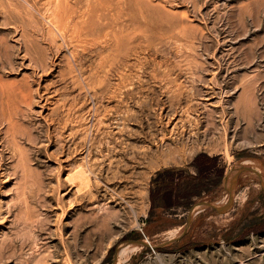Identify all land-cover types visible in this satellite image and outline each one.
Wrapping results in <instances>:
<instances>
[{"label": "rangeland", "instance_id": "obj_1", "mask_svg": "<svg viewBox=\"0 0 264 264\" xmlns=\"http://www.w3.org/2000/svg\"><path fill=\"white\" fill-rule=\"evenodd\" d=\"M0 264H264V0H0Z\"/></svg>", "mask_w": 264, "mask_h": 264}, {"label": "bare ground", "instance_id": "obj_2", "mask_svg": "<svg viewBox=\"0 0 264 264\" xmlns=\"http://www.w3.org/2000/svg\"><path fill=\"white\" fill-rule=\"evenodd\" d=\"M108 1V0H107ZM58 2H59V0H58ZM116 2V1H115ZM54 3V2H53ZM109 3V2H108ZM194 4V3H193ZM110 5V4H109ZM205 5V4H204ZM91 6V5H90ZM193 6V5H192ZM77 8V7H76ZM100 8V7H99ZM74 9V8H73ZM103 9H105V8H103ZM205 9V8H204ZM57 10V9H56ZM59 11H60V8L58 9ZM72 10V9H71ZM195 10V9H194ZM54 11V10H53ZM59 11H58V14H60L59 13ZM89 11V10H88ZM101 12V11H100ZM64 13V12H63ZM251 13H252V11H251ZM57 14V15H58ZM68 14V13H67ZM79 14H80V11H79ZM83 14V13H82ZM52 15V14H51ZM64 15V14H63ZM63 15H58V16H63ZM71 15V14H70ZM74 15V14H73ZM85 15V14H84ZM186 16H187V14H185ZM86 16H87V14H86ZM52 17H53V15H52ZM56 17V16H55ZM64 17V16H63ZM83 17V16H82ZM81 17V18H82ZM58 18V17H57ZM51 19V18H50ZM56 19V18H55ZM64 19V18H63ZM77 19V18H76ZM83 19V18H82ZM57 20V19H56ZM84 20V19H83ZM59 21V20H58ZM91 21V20H90ZM120 21V20H119ZM52 24V23H51ZM58 24H60V22L59 23H57V21L55 22V25H54V27H56ZM72 24V23H71ZM125 25V24H124ZM127 25V24H126ZM65 26V25H64ZM191 26V25H190ZM127 27V26H126ZM58 29V31H59V29L62 31V28H57ZM120 30V29H119ZM82 31V30H81ZM121 31V30H120ZM225 31V30H224ZM71 32V31H70ZM118 32V31H117ZM201 32V31H200ZM52 33V32H51ZM208 34V33H207ZM184 36V35H183ZM125 37V36H124ZM132 37V36H131ZM119 40V39H118ZM145 40H146V38H145ZM202 40V39H201ZM68 41V40H67ZM85 41V40H84ZM54 42V41H53ZM108 42V41H107ZM111 42V41H110ZM195 42V41H194ZM223 42V41H222ZM221 42V43H222ZM49 43V42H48ZM56 43V42H55ZM141 43V42H140ZM146 43V42H145ZM94 44V43H93ZM142 44V43H141ZM140 44V45H141ZM200 44V43H199ZM122 45H124V44H122ZM144 45V44H143ZM149 45V44H148ZM219 45V44H218ZM188 46V45H187ZM121 46L119 45V48H120ZM126 48V47H125ZM118 50V49H117ZM116 50V51H117ZM133 50V49H132ZM147 50V49H146ZM150 50V49H149ZM180 50V49H179ZM59 51V50H58ZM151 51V50H150ZM55 52V51H54ZM163 52V51H162ZM259 52V51H258ZM197 53V52H196ZM110 55H112V54H110ZM139 55V54H138ZM132 56V55H131ZM226 56V55H225ZM125 57V56H124ZM140 58V57H139ZM126 59V58H125ZM134 59V58H133ZM141 59V58H140ZM181 59V58H180ZM129 60V59H128ZM143 60V59H142ZM185 60V59H184ZM127 61V60H126ZM183 61V60H182ZM194 61V60H193ZM258 61V60H257ZM109 62V61H108ZM185 63V62H184ZM51 64V63H50ZM188 63H186V65H187ZM199 64V63H198ZM181 65V64H180ZM233 65V64H232ZM242 65V64H241ZM51 66V65H50ZM183 66V65H182ZM190 66V65H189ZM226 66V65H225ZM105 67V66H104ZM121 67H122V65H121ZM201 67V66H200ZM124 68V67H123ZM153 68V67H152ZM110 69V68H109ZM118 69V68H117ZM122 69V68H121ZM120 71V70H119ZM216 72V71H215ZM172 73V72H171ZM170 73V74H171ZM51 74V73H50ZM113 74V73H112ZM197 74V73H196ZM232 74V73H231ZM115 75V74H114ZM113 75V76H114ZM195 75V74H194ZM202 75V74H201ZM235 75V74H234ZM108 76V75H107ZM194 77V76H193ZM127 78V77H126ZM201 78V77H200ZM157 79V78H156ZM213 79V78H212ZM35 80V79H34ZM192 80V79H191ZM253 80H255V79H253ZM215 81V80H214ZM252 81V80H251ZM251 81H250V84L247 86V87H245L246 88V92H245V99H246V101H245V103L247 104V106L249 107V108H251V112L252 113H255V109L257 108V104L255 103V95H254V91H255V89H254V87H253V85L252 84H254V82L253 83H251ZM211 82H212V80H211ZM27 83H28V81H27ZM165 83V82H164ZM223 83V82H222ZM256 83V82H255ZM5 85V84H4ZM6 86V85H5ZM117 87V86H116ZM259 87H260V85H259ZM181 88V87H180ZM256 88V87H255ZM121 89V88H120ZM115 90V89H114ZM245 90V89H244ZM116 91V90H115ZM136 91V90H135ZM174 91V90H173ZM203 91V90H202ZM175 92V91H174ZM40 93V92H39ZM127 93V92H126ZM178 93H180V91L178 92ZM185 93V92H184ZM23 95H24V93H22ZM32 95V94H31ZM52 95V94H51ZM39 96V95H38ZM123 96V95H122ZM180 96V95H179ZM39 98V97H38ZM53 98V97H52ZM123 99V98H122ZM121 99V100H122ZM56 101V100H55ZM257 101V100H256ZM25 102L27 103V101L25 100ZM119 103V102H118ZM140 105V104H139ZM50 106V105H49ZM172 106V105H171ZM45 108V107H44ZM167 109V108H166ZM94 111V110H93ZM250 113V112H249ZM121 119V118H120ZM253 119H255V118H253ZM116 120H118V119H116ZM256 121V120H255ZM9 122V121H8ZM104 123V122H103ZM102 126V125H101ZM119 126V125H118ZM97 128V127H96ZM119 128V127H118ZM11 133V132H10ZM97 148V147H96ZM90 151V150H89ZM125 155V154H124ZM82 170H80L79 172H81ZM77 174V173H76ZM90 174V173H89ZM82 175H84V173H82ZM96 176V175H95ZM79 179H83V178H79ZM96 179V178H95ZM84 183H85V181H83ZM82 185H84V184H82ZM86 188V187H85ZM101 210V209H100ZM149 242V241H148ZM133 252V251H132Z\"/></svg>", "mask_w": 264, "mask_h": 264}, {"label": "water", "instance_id": "obj_3", "mask_svg": "<svg viewBox=\"0 0 264 264\" xmlns=\"http://www.w3.org/2000/svg\"><path fill=\"white\" fill-rule=\"evenodd\" d=\"M209 205H211V204H209ZM142 244L146 245V243H145V242H142ZM148 246H149L150 248H152V246H151V245H149V244H148Z\"/></svg>", "mask_w": 264, "mask_h": 264}]
</instances>
